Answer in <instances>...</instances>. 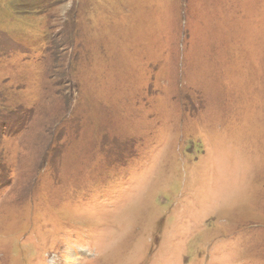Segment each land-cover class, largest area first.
<instances>
[{
    "label": "rangeland",
    "instance_id": "rangeland-1",
    "mask_svg": "<svg viewBox=\"0 0 264 264\" xmlns=\"http://www.w3.org/2000/svg\"><path fill=\"white\" fill-rule=\"evenodd\" d=\"M0 264H264V0H0Z\"/></svg>",
    "mask_w": 264,
    "mask_h": 264
}]
</instances>
